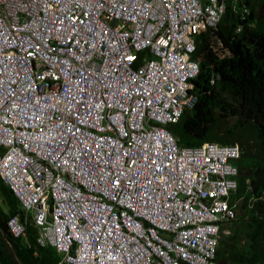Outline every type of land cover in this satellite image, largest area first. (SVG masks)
I'll return each mask as SVG.
<instances>
[{
	"label": "built area",
	"instance_id": "obj_1",
	"mask_svg": "<svg viewBox=\"0 0 264 264\" xmlns=\"http://www.w3.org/2000/svg\"><path fill=\"white\" fill-rule=\"evenodd\" d=\"M224 10L0 0V175L57 264H216L240 147L179 146L167 125L197 101L191 52Z\"/></svg>",
	"mask_w": 264,
	"mask_h": 264
},
{
	"label": "trees",
	"instance_id": "obj_2",
	"mask_svg": "<svg viewBox=\"0 0 264 264\" xmlns=\"http://www.w3.org/2000/svg\"><path fill=\"white\" fill-rule=\"evenodd\" d=\"M216 28L201 30L191 57L198 60L193 78L197 101L168 124L179 146L217 141L237 144L238 185L231 195L236 214L224 226L216 264H264V0H224ZM222 42L220 54L213 43ZM213 73L220 77L210 83ZM18 200L0 178V264H56L58 254L36 242L26 224V239L14 237L7 217Z\"/></svg>",
	"mask_w": 264,
	"mask_h": 264
},
{
	"label": "clouds",
	"instance_id": "obj_3",
	"mask_svg": "<svg viewBox=\"0 0 264 264\" xmlns=\"http://www.w3.org/2000/svg\"><path fill=\"white\" fill-rule=\"evenodd\" d=\"M0 178H1L2 181H3V182H4V183L10 188L9 184H7V183L4 181V179L1 177V175H0ZM10 189H11V188H10ZM11 191L13 192L12 189H11ZM13 194H14V196L17 198V196L15 195L14 192H13ZM17 200H18V198H17ZM18 205H19V210L16 211V212H14V213H11V214L7 217V219H6V225H7V228H8V230H9V232H10L14 237H20V238H22V239H26V224L29 223V224L33 225V222H32V220H31V218H30L29 216H25V210H24L23 207L21 206V203H20L19 200H18ZM14 214H17L18 217H19L20 222H22V223L24 224V231H23L22 233L18 234V235H15L13 232H11L10 229H9V227H8V224H7V220L9 219V217L12 216V215H14ZM33 226H34V225H33ZM34 227H35V226H34ZM35 229H36L35 236H36V242H37V233H38V230H37L36 227H35ZM37 244H39V243L37 242ZM39 245H40V244H39ZM40 246H50V247H52V248L55 249V247H53V246H51V245H40ZM55 251H56V249H55ZM56 253L58 254L57 251H56ZM58 256H59V254H58ZM58 258H59V257H58ZM56 264H57V263H56Z\"/></svg>",
	"mask_w": 264,
	"mask_h": 264
},
{
	"label": "crops",
	"instance_id": "obj_4",
	"mask_svg": "<svg viewBox=\"0 0 264 264\" xmlns=\"http://www.w3.org/2000/svg\"><path fill=\"white\" fill-rule=\"evenodd\" d=\"M220 41V39H218ZM217 42V40L213 43V45ZM221 42V41H220ZM222 44V42H221ZM221 46H219V49H218V52L221 53V54H224L225 52H227V50L225 49V51H221Z\"/></svg>",
	"mask_w": 264,
	"mask_h": 264
},
{
	"label": "rangeland",
	"instance_id": "obj_5",
	"mask_svg": "<svg viewBox=\"0 0 264 264\" xmlns=\"http://www.w3.org/2000/svg\"><path fill=\"white\" fill-rule=\"evenodd\" d=\"M232 163H236V160H231ZM224 229L226 230V228L224 227ZM225 235V233H222V236Z\"/></svg>",
	"mask_w": 264,
	"mask_h": 264
}]
</instances>
